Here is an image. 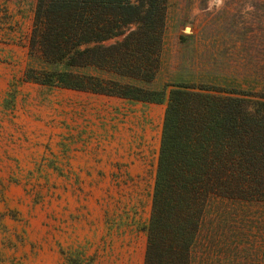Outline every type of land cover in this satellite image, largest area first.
<instances>
[{
  "label": "rangeland",
  "instance_id": "obj_1",
  "mask_svg": "<svg viewBox=\"0 0 264 264\" xmlns=\"http://www.w3.org/2000/svg\"><path fill=\"white\" fill-rule=\"evenodd\" d=\"M36 3L0 0V264H144L166 104L22 81ZM237 71L264 88V0H170L154 86Z\"/></svg>",
  "mask_w": 264,
  "mask_h": 264
},
{
  "label": "trees",
  "instance_id": "obj_2",
  "mask_svg": "<svg viewBox=\"0 0 264 264\" xmlns=\"http://www.w3.org/2000/svg\"><path fill=\"white\" fill-rule=\"evenodd\" d=\"M169 3L37 0L22 81L166 104L144 264H264V88L155 87Z\"/></svg>",
  "mask_w": 264,
  "mask_h": 264
},
{
  "label": "clouds",
  "instance_id": "obj_3",
  "mask_svg": "<svg viewBox=\"0 0 264 264\" xmlns=\"http://www.w3.org/2000/svg\"><path fill=\"white\" fill-rule=\"evenodd\" d=\"M215 3L219 6V5H222L223 3V0H215Z\"/></svg>",
  "mask_w": 264,
  "mask_h": 264
}]
</instances>
